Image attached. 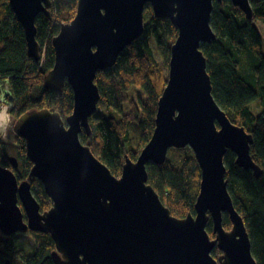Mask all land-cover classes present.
<instances>
[{
	"label": "water",
	"instance_id": "obj_1",
	"mask_svg": "<svg viewBox=\"0 0 264 264\" xmlns=\"http://www.w3.org/2000/svg\"><path fill=\"white\" fill-rule=\"evenodd\" d=\"M221 2L222 0H215ZM247 18L250 0H230ZM23 28L27 55L38 61L36 17H51V0H8ZM213 0H77L73 18L51 39L52 68L45 89L73 93L71 112L62 117L49 108L31 109L13 123L31 162L18 180L0 165V231L48 232L55 264H257L244 220L229 194L224 155L258 177L251 154L252 134L233 123L212 95L203 42L215 38L210 26ZM168 18L177 29L170 46L167 82L157 101L154 129L132 160L124 155L114 175L80 141L91 135L89 118L100 99L99 70L112 68L119 54L144 30V7ZM191 148L200 169L193 212L173 216L148 183L147 164H162L170 148ZM38 179L51 205L45 211L31 191ZM231 222L225 229L223 216ZM25 220V221H24ZM211 225V238L207 230ZM221 252L212 256L214 248ZM3 264H9L6 260Z\"/></svg>",
	"mask_w": 264,
	"mask_h": 264
},
{
	"label": "trees",
	"instance_id": "obj_2",
	"mask_svg": "<svg viewBox=\"0 0 264 264\" xmlns=\"http://www.w3.org/2000/svg\"><path fill=\"white\" fill-rule=\"evenodd\" d=\"M51 2V17L41 13L35 20L36 40L41 48V58L36 61L27 55L23 28L8 0H0V80H8L12 100L7 104V110L14 121L31 109L49 108L62 117L72 110L70 86L66 83L58 92L45 89L43 76L54 63L51 39L62 22L73 18L77 0ZM250 6L252 14L247 18L230 0L214 1L210 26L215 38L201 43L200 49L206 58L215 101L233 123L244 126L253 137L251 154L262 169L260 176L237 166L235 155L230 151L224 155V164L228 191L247 227L252 255L257 264H264V54L263 39L255 24L258 20L264 24V0H250ZM176 36L177 29L171 21L156 18L147 7L143 32L119 54L112 68L99 70L96 74L100 99L97 111L89 118L92 132L89 136L81 131L79 138L83 144L89 145L88 141L95 144L93 148L89 145L91 150L96 149L97 154H94L114 175L121 173L124 155L129 153L134 160L152 134L157 101L167 82V75L159 70L155 54L161 58V66L168 70L170 46ZM132 89H138L144 99L131 96ZM254 101H259L262 108L257 115L250 109ZM123 105H127L128 112H122L121 118L117 119L113 113L120 112ZM130 125H135L140 134L139 148L131 153L126 151ZM15 139L16 158L21 169L12 171L18 179H26L31 162L26 156L24 140L16 135ZM7 149L8 144L0 139V165L3 167H10ZM147 171L148 183L173 216L184 217L193 212L200 180V169L193 152L183 155L175 163L168 157L159 165L148 163ZM30 183L40 210L45 211L51 202L41 182L32 179ZM223 225L225 229L231 227L226 214ZM207 230L211 237L210 225ZM27 232L38 246L32 253L23 255L17 252L16 239L25 232L4 235L0 231V264L5 258L12 264H55L51 256L55 244L50 234ZM219 252L214 248L212 254L216 256Z\"/></svg>",
	"mask_w": 264,
	"mask_h": 264
},
{
	"label": "rangeland",
	"instance_id": "obj_3",
	"mask_svg": "<svg viewBox=\"0 0 264 264\" xmlns=\"http://www.w3.org/2000/svg\"><path fill=\"white\" fill-rule=\"evenodd\" d=\"M255 24L259 30V34L262 36V39H263L262 53L264 54V24L261 20L256 21ZM155 57L157 59V62L160 64L159 70L162 72V74L164 73V75H167L168 70L164 69L161 66V63H162L161 58L157 54H155ZM42 58H43V52H42ZM130 92H131V96L140 97L141 99H144V95L138 89H132ZM11 98L12 96L10 93L8 80H0V106L1 105L7 106V104L12 100ZM250 109L252 110V113L254 115H257L262 109L260 102L259 101L252 102L250 104ZM122 112H128L127 105H123L120 112L114 111L113 114L116 116L117 119H120L121 118L120 114ZM9 116L10 117H9V120L5 127L4 132H0V139L8 144L7 155L8 156L14 155L17 157V150H16L17 142L15 139V133L13 131L14 117H12L11 115ZM139 135L140 134H139L138 128L135 125H130L129 126V137H128V140L126 141V151L131 153L133 151H136L139 148ZM87 143L89 145H93L91 146L92 148L96 147L94 146L95 144L91 141H88ZM174 149L180 150V151H176ZM182 149H185V150H182ZM188 152H192L191 148L189 147L170 148L167 152V157L170 159V161L175 163L176 161H178V159H182L183 155L187 154ZM94 153L97 154L96 149ZM127 154L129 155V153ZM18 168L21 169V165ZM21 180L23 179H20V181ZM212 235H211V238H214ZM16 240H17L16 249H17V252H19V254H23V255L30 254L38 246V243L36 242L35 238L29 232H25L24 234L18 236ZM219 254H221V252H219ZM212 256L214 255L212 254Z\"/></svg>",
	"mask_w": 264,
	"mask_h": 264
},
{
	"label": "bare ground",
	"instance_id": "obj_4",
	"mask_svg": "<svg viewBox=\"0 0 264 264\" xmlns=\"http://www.w3.org/2000/svg\"><path fill=\"white\" fill-rule=\"evenodd\" d=\"M214 1L215 0H213V3L212 4H214ZM51 6H52V2H51ZM51 6H50V8H51ZM76 7H77V4H76ZM147 7H149L150 9H151V7H150V5L149 4H146L145 5V7H144V11L146 10V8ZM151 11H152V9H151ZM51 12V11H50ZM75 13H76V10H75ZM41 14V13H40ZM143 14H144V12H143ZM63 23H66V22H62L61 24H63ZM60 24V25H61ZM60 25H59V28H60ZM36 26V25H35ZM59 31V30H58ZM58 33V32H57ZM9 112H8V110H7V108H6V106L5 105H1L0 106V132H4V130H5V127H6V125H7V123H8V120H9ZM99 159V158H98ZM100 160V159H99ZM246 229H247V227H246ZM229 230H231V227H230V229ZM247 232H248V230H247ZM250 238V237H249Z\"/></svg>",
	"mask_w": 264,
	"mask_h": 264
},
{
	"label": "flooded vegetation",
	"instance_id": "obj_5",
	"mask_svg": "<svg viewBox=\"0 0 264 264\" xmlns=\"http://www.w3.org/2000/svg\"><path fill=\"white\" fill-rule=\"evenodd\" d=\"M18 167H19V166H17V167H16V168H14V169H16V170H18V169H19V170H20V168H18ZM14 169H12V170H14ZM18 180H20V179H18ZM219 255H220V254H219ZM217 256H218V255H216V257H215V258H217ZM213 257H214V256H213ZM6 260H8V261H9V264H12V263H11V261H10V259H7V258H5V259H4V261L2 262V264H3V263L6 261Z\"/></svg>",
	"mask_w": 264,
	"mask_h": 264
},
{
	"label": "built area",
	"instance_id": "obj_6",
	"mask_svg": "<svg viewBox=\"0 0 264 264\" xmlns=\"http://www.w3.org/2000/svg\"><path fill=\"white\" fill-rule=\"evenodd\" d=\"M6 108H7V106H6Z\"/></svg>",
	"mask_w": 264,
	"mask_h": 264
}]
</instances>
